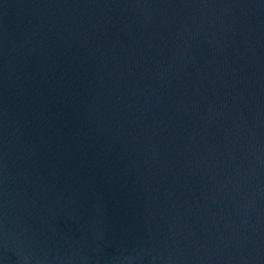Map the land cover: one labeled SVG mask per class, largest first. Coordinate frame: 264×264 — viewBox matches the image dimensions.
I'll use <instances>...</instances> for the list:
<instances>
[{"label":"water","instance_id":"95a60500","mask_svg":"<svg viewBox=\"0 0 264 264\" xmlns=\"http://www.w3.org/2000/svg\"><path fill=\"white\" fill-rule=\"evenodd\" d=\"M0 264H264V0H0Z\"/></svg>","mask_w":264,"mask_h":264}]
</instances>
